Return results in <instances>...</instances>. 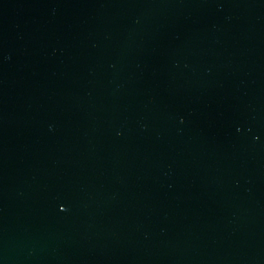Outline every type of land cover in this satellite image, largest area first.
Segmentation results:
<instances>
[{
  "label": "water",
  "instance_id": "water-1",
  "mask_svg": "<svg viewBox=\"0 0 264 264\" xmlns=\"http://www.w3.org/2000/svg\"><path fill=\"white\" fill-rule=\"evenodd\" d=\"M0 264H264V0H0Z\"/></svg>",
  "mask_w": 264,
  "mask_h": 264
}]
</instances>
